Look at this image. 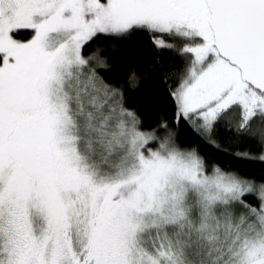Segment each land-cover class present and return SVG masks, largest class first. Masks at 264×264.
I'll return each mask as SVG.
<instances>
[{
  "label": "snow or ice",
  "instance_id": "obj_1",
  "mask_svg": "<svg viewBox=\"0 0 264 264\" xmlns=\"http://www.w3.org/2000/svg\"><path fill=\"white\" fill-rule=\"evenodd\" d=\"M0 264H264V0H0Z\"/></svg>",
  "mask_w": 264,
  "mask_h": 264
}]
</instances>
